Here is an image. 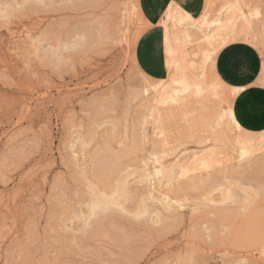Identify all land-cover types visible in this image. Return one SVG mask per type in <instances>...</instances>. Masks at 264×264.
<instances>
[{
  "label": "rangeland",
  "instance_id": "obj_1",
  "mask_svg": "<svg viewBox=\"0 0 264 264\" xmlns=\"http://www.w3.org/2000/svg\"><path fill=\"white\" fill-rule=\"evenodd\" d=\"M231 2L205 0L193 17L202 30L183 38L169 22L165 38L162 80L193 63L182 72L216 83L220 108L222 25L227 43L258 49L264 86V0ZM139 10L138 0H0V264H264V158L226 160L232 141L210 113L200 123L192 95L176 128L149 114L143 90L156 79L133 56L147 27Z\"/></svg>",
  "mask_w": 264,
  "mask_h": 264
},
{
  "label": "bare ground",
  "instance_id": "obj_2",
  "mask_svg": "<svg viewBox=\"0 0 264 264\" xmlns=\"http://www.w3.org/2000/svg\"><path fill=\"white\" fill-rule=\"evenodd\" d=\"M242 1L243 0H232V2L230 3L231 8L240 10L239 5H241L243 3ZM139 12L141 13L140 10H139ZM248 13H249V11H248ZM240 14H241L240 16L245 17V19H246V16L248 15L247 16L248 21L252 20L251 16L249 14L246 15V13L244 11L241 10ZM163 18L164 19L161 20V24L163 23V25L165 27L164 30H165L166 40H168V39L171 40L172 35H173L170 31V28H169V22L174 23V21H175L181 28H184V32H183V36H182L183 38H186L189 36L191 37V39L193 38L190 35V32L188 30L189 27L195 28V26H196V28L199 31H200V28L202 30V27L200 26L198 21H196V19L194 20V18L191 14H189L188 12L176 7V5H175V7H173L172 5L169 6V8L167 9L165 16ZM197 19H198V17H197ZM218 21H219V19L217 20V23H218ZM177 24H175L176 26H174V27H177ZM198 24H199V27H198ZM221 28L223 29V31L228 33V28L226 26L222 25ZM192 30H191V32H192ZM227 33L221 34L222 36L220 38L221 40H220V43L218 46L224 45L227 43V41H229L226 37V35H228ZM179 34H182V33L179 32ZM216 35H219V34H216ZM213 36H214V34H212L210 32H204L202 34L203 39H205V41L208 43H209V38L213 37ZM189 38H188V40H189ZM191 39L189 41H191ZM176 41L179 42L180 40H176ZM184 43H185V40H184ZM175 45H176V43H175ZM175 48H176V46H175ZM214 49L215 48H213V50ZM178 51L175 50L176 53ZM200 51H201V56L203 58V61L209 60L211 58L210 56H211L212 52H210L207 48L201 49ZM173 52H174V50H173ZM186 53H189V52L186 50ZM194 66L195 65L193 63H186L183 61L182 62L178 61L176 63V66H175V72L170 76L169 83L166 81L164 82L162 79H156V82H153L152 84H149L148 86L144 87L143 91L146 94L145 100L146 101L150 100L149 105H148L149 111H150L149 114L153 115L155 118H161V117L164 118L165 117V119H167V120H170L172 122L174 121V123H173L174 127H175V125L178 126L179 124H176V123H178L176 121L183 114V113L181 114L182 107H183V98H184V96L192 95L194 97V102L196 103L194 111H197L198 116L200 117V119H199L200 123L206 124L207 123V115H209V113H210L209 118L211 117V119L214 120V122L219 126V131H220V133L223 134V137L227 138L228 141L229 140L232 141L231 148L233 150L227 149L224 152V156H225L226 160L232 161L233 159H236L238 164H241L240 163L241 161L249 159V158L250 159L253 158L250 160V163H254L255 160H256L255 162L261 161L262 158H264V130L259 131V132H251V131H247V130L243 129L238 124V122L235 120L233 112H232L231 100H232L233 96L236 94V92L238 91L239 87L238 88L234 87V88L229 89L230 92H229V95L227 96V101H229V104L227 105V107H225V108H220L218 106L216 107V103L213 102V100H214L213 96L214 97L218 96L216 83H207V82H205L204 79H202L200 77L199 78H196L193 76L190 77V75L188 73L182 72L183 71L182 69H188V68L193 69V68H195ZM202 74H203V72H202ZM149 95H150V97H148ZM207 101H209V103ZM210 101H212V102H210ZM226 126L227 127L229 126V129L231 131H232V129H234L235 131L237 130V133H236L237 135L233 136L230 132H228L229 130L226 131V129H227ZM227 135L229 137H227ZM156 138H154V140H157ZM166 139H165V142H166ZM159 141H160V139L158 138V141H155V143L159 142ZM163 141H164V139L162 140V142ZM153 144H154V142H153ZM159 144H161V143H159ZM162 145H164V144H162ZM234 149L237 152L236 156L234 154V151H235ZM193 155H196V157L198 159L201 158V155H199V154L197 155L196 153H194ZM193 155H191V156H193ZM179 158L180 157L177 156V158L175 160H173L172 166L174 165V166H177L178 168H180L181 174H183V176H185V174L188 171H192L193 169L191 170V167L189 168V166L183 167L184 165L181 164L182 162L179 163V161H180ZM197 158H196V160H198ZM192 159L195 160L194 158H192ZM186 160L191 161V158L186 159ZM200 160H202V162H204L203 158H201ZM200 160H199V162H200ZM184 162L187 163V161H184ZM184 162H183V164H185ZM196 162L197 161H195L193 163V165H192L193 167H194V164ZM145 163H146V161H145ZM191 163H192V161H191ZM235 163H233V164H235ZM215 164H217V162ZM249 164H244V166H249ZM241 166H243V164H241ZM153 167H155V165ZM208 169H210V168L208 167ZM189 173L190 172H188V174ZM145 174H147V172ZM209 175H211V173H209ZM173 181L176 183L175 180H173ZM147 184L149 185L148 188H150L149 191L150 190L152 191L153 189H154L153 191L158 190V188H156V186L153 185L154 184L153 182L150 181ZM168 185H167V187H168ZM171 186H173V185L171 184ZM171 186H170V188H171ZM173 187L175 188V186H173ZM151 191H150V193H153V191L152 192ZM167 196L169 197V195H167ZM164 197H166V195ZM168 200L172 201L173 199L170 198Z\"/></svg>",
  "mask_w": 264,
  "mask_h": 264
},
{
  "label": "crops",
  "instance_id": "obj_3",
  "mask_svg": "<svg viewBox=\"0 0 264 264\" xmlns=\"http://www.w3.org/2000/svg\"><path fill=\"white\" fill-rule=\"evenodd\" d=\"M204 3L205 0H138L147 27L135 43L133 56L136 66L145 75L154 79H164L168 75L165 30L161 20L169 6L176 5L198 17ZM225 49L231 51L222 56ZM235 52H243L246 57V65L241 70L233 67L231 53ZM261 64L258 49L243 40L226 43L214 56L213 71L218 78L229 88L239 87L231 100L234 118L243 129L251 132L264 130V86L258 83Z\"/></svg>",
  "mask_w": 264,
  "mask_h": 264
},
{
  "label": "snow or ice",
  "instance_id": "obj_4",
  "mask_svg": "<svg viewBox=\"0 0 264 264\" xmlns=\"http://www.w3.org/2000/svg\"><path fill=\"white\" fill-rule=\"evenodd\" d=\"M231 50L225 49L224 52L221 54L229 55ZM232 61H233V67L235 70H241L246 65V57L244 56L243 52H235L231 53Z\"/></svg>",
  "mask_w": 264,
  "mask_h": 264
}]
</instances>
